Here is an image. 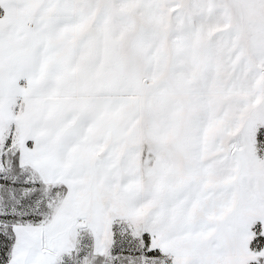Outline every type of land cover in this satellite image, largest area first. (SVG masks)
Listing matches in <instances>:
<instances>
[{
	"label": "snow or ice",
	"instance_id": "1",
	"mask_svg": "<svg viewBox=\"0 0 264 264\" xmlns=\"http://www.w3.org/2000/svg\"><path fill=\"white\" fill-rule=\"evenodd\" d=\"M0 264H264V0H0Z\"/></svg>",
	"mask_w": 264,
	"mask_h": 264
}]
</instances>
